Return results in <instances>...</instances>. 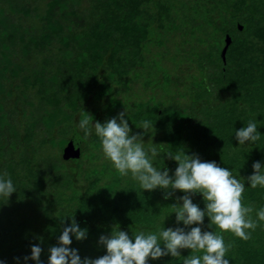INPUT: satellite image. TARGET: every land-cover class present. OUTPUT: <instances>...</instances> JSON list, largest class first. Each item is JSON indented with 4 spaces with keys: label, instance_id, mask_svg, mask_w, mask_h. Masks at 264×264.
I'll return each instance as SVG.
<instances>
[{
    "label": "trees",
    "instance_id": "1",
    "mask_svg": "<svg viewBox=\"0 0 264 264\" xmlns=\"http://www.w3.org/2000/svg\"><path fill=\"white\" fill-rule=\"evenodd\" d=\"M84 111L93 124L126 111L145 149L160 153L153 165L170 176L178 164L166 152L228 168L245 184L242 203L256 220L264 187L251 188L247 177L254 162L264 167V0H0V176L16 188L0 198L2 264H36L24 260L33 245L48 264L73 217L87 229L86 239L71 237L82 259L105 255L99 238L113 230L133 239L163 227L190 230L177 225L172 207L184 193L165 199L163 189L121 177L101 157L94 130L83 138ZM143 120L153 129L139 128ZM249 121L260 140L239 145L235 132ZM72 139L80 153L67 155ZM192 200L205 208L201 194ZM209 225L205 216L202 231L219 232ZM222 235L232 244L229 264H264V222L247 241ZM193 254L184 249L148 264H182Z\"/></svg>",
    "mask_w": 264,
    "mask_h": 264
},
{
    "label": "clouds",
    "instance_id": "2",
    "mask_svg": "<svg viewBox=\"0 0 264 264\" xmlns=\"http://www.w3.org/2000/svg\"><path fill=\"white\" fill-rule=\"evenodd\" d=\"M125 115L126 111L104 124L98 121L93 124L92 116L84 111L78 128L83 132L84 139H88L94 130L104 158L121 177L130 176L142 190L151 192L157 188L163 189L165 199L176 190L183 192L184 195L178 197L182 205L176 203L172 207L175 209L177 225L182 222L190 230L163 227L147 234L139 231L134 239L125 231L113 230L110 236L101 235L99 238V244L106 249L105 255L82 259L78 250L70 247L71 237L82 241L87 238V229H81L73 217L71 224L59 236L58 244L49 248L48 264H148L149 259L157 260L168 255L181 257V250L184 249L199 254L184 257L182 264H229L225 257L232 244H225L222 233L230 232L244 241L251 239V233L260 226V222H264V208L256 212L257 219L253 220V207H246L242 203L245 184L235 178L228 168L220 167L215 161H202L197 154L166 152L168 158L178 164L174 176H170L167 169L161 171L156 168L153 158L160 153L156 147L145 149L143 134H132ZM139 128L149 132L153 124L143 120ZM260 136L256 123L252 121L235 132L239 145H245L246 141L255 143L260 140ZM253 170L254 174L247 177L248 184L253 189L264 187V167L257 161L253 163ZM15 191L11 178L0 176V198L8 199ZM197 193L205 201L203 210L193 203L192 197ZM205 216L209 218V227L215 225L219 232L202 231ZM41 252L39 245H33L31 256L24 257V260L31 259L36 264H42Z\"/></svg>",
    "mask_w": 264,
    "mask_h": 264
},
{
    "label": "rangeland",
    "instance_id": "3",
    "mask_svg": "<svg viewBox=\"0 0 264 264\" xmlns=\"http://www.w3.org/2000/svg\"><path fill=\"white\" fill-rule=\"evenodd\" d=\"M178 8L181 9L180 6H179V3H178ZM183 10H185V9H183ZM187 29H188V28H187ZM188 30H189V29H188ZM180 33H182V32L180 31V32H177V33H175V34H173V35H168L167 38H168L170 41L168 40V42H166V43H167V44H166V47H167V46H170V47H171V50H172V49H173V46H174V43L180 39V38L176 37V36H179ZM153 38L156 39V41H159V39H157L154 35H153ZM166 47H162V48L154 47V48L151 49V51H153L154 53H156V52H159V51H163ZM169 62H170V61H169ZM162 66L165 67V66L163 65V62L161 61L160 67H162ZM170 67H172V68H170ZM168 68L171 69L172 72H175L173 66H168ZM138 85H140V84H138ZM152 85L154 86L155 83H152ZM137 88H138V86H137ZM138 89H139V88H138ZM146 93H147L148 95H150L152 92H151V90H148V89H147V90H146ZM121 94H122L121 97H124V96H123L124 91H121ZM138 94H140L139 90H138ZM165 98H167V97H165ZM183 103H186V101L183 100ZM132 134H135V130L132 131ZM101 157H102L103 159H105L104 156H103L102 151H101ZM27 214H29V212H27L26 215H27Z\"/></svg>",
    "mask_w": 264,
    "mask_h": 264
},
{
    "label": "water",
    "instance_id": "4",
    "mask_svg": "<svg viewBox=\"0 0 264 264\" xmlns=\"http://www.w3.org/2000/svg\"><path fill=\"white\" fill-rule=\"evenodd\" d=\"M229 44L230 42L227 41L226 46L224 47L223 51H222V58L224 59L226 56V53L228 51L229 48ZM65 152L67 155H69L70 153L74 154V153H80V147L78 146L77 142L75 139H72L69 144L67 145Z\"/></svg>",
    "mask_w": 264,
    "mask_h": 264
}]
</instances>
